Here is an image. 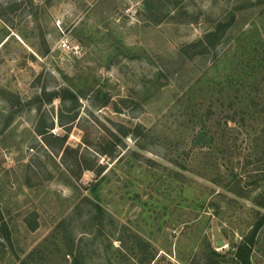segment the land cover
Listing matches in <instances>:
<instances>
[{"label": "rangeland", "instance_id": "1", "mask_svg": "<svg viewBox=\"0 0 264 264\" xmlns=\"http://www.w3.org/2000/svg\"><path fill=\"white\" fill-rule=\"evenodd\" d=\"M251 238L264 264V0H0V264H240Z\"/></svg>", "mask_w": 264, "mask_h": 264}, {"label": "trees", "instance_id": "2", "mask_svg": "<svg viewBox=\"0 0 264 264\" xmlns=\"http://www.w3.org/2000/svg\"><path fill=\"white\" fill-rule=\"evenodd\" d=\"M230 27V23L227 22H223V21H218L214 30L213 31H209L205 37L206 38H211V37H217V35L219 34H223L228 28ZM238 85V84H237ZM239 85H242L241 83ZM237 90H240L239 88H237ZM73 96V95H71ZM228 107H232V105H229ZM211 110H209L207 113V117H209L208 115H210ZM238 112V111H237ZM241 114H239V117L237 118V121H241L244 122V112L240 111ZM236 115L237 113L235 112L234 114H232L231 117H226L228 118L230 121H236ZM228 116V115H227ZM228 121H226L227 123ZM39 134H43V131H38ZM216 135H218V131L215 132ZM219 136L222 138V140L224 141H229L231 139V132L226 131L223 133H219ZM218 136V137H219ZM212 142V136H210V145ZM210 148H212V146H209ZM236 177V176H235ZM235 177H232L231 180L228 181L227 184H229L230 186L229 191L234 193L237 196H244V192H245V188L243 185H241V179H236ZM223 179H219L220 182H222ZM259 204H263L262 202H260ZM261 222V221H260ZM260 222L257 223L256 227H258L260 225ZM253 243V238H251L250 240L244 241L241 245H239L237 247V251L235 253V256L237 258V260L239 261L240 264H249V257L248 255L244 252V249L246 246H250ZM70 254V253H67ZM70 264H81V261L79 260L78 257H73V261Z\"/></svg>", "mask_w": 264, "mask_h": 264}, {"label": "built area", "instance_id": "3", "mask_svg": "<svg viewBox=\"0 0 264 264\" xmlns=\"http://www.w3.org/2000/svg\"><path fill=\"white\" fill-rule=\"evenodd\" d=\"M59 48L61 49H67L69 48L66 39H61L58 43Z\"/></svg>", "mask_w": 264, "mask_h": 264}]
</instances>
